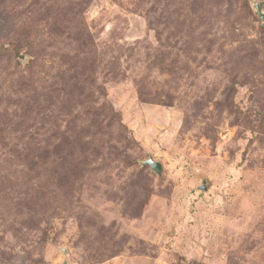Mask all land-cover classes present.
I'll return each mask as SVG.
<instances>
[{
    "label": "rangeland",
    "instance_id": "1",
    "mask_svg": "<svg viewBox=\"0 0 264 264\" xmlns=\"http://www.w3.org/2000/svg\"><path fill=\"white\" fill-rule=\"evenodd\" d=\"M256 5L0 0V264H264Z\"/></svg>",
    "mask_w": 264,
    "mask_h": 264
},
{
    "label": "water",
    "instance_id": "2",
    "mask_svg": "<svg viewBox=\"0 0 264 264\" xmlns=\"http://www.w3.org/2000/svg\"><path fill=\"white\" fill-rule=\"evenodd\" d=\"M255 8H256L257 14L264 22V13L262 11L261 6L256 5ZM143 165H148L151 168V170H153L156 174H159L162 170V165L158 162L153 161V159H148L147 161L143 163Z\"/></svg>",
    "mask_w": 264,
    "mask_h": 264
}]
</instances>
